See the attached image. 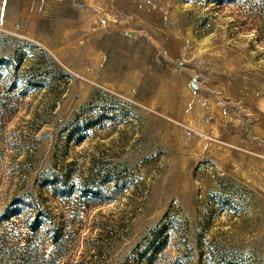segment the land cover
<instances>
[{"label":"rangeland","instance_id":"obj_1","mask_svg":"<svg viewBox=\"0 0 264 264\" xmlns=\"http://www.w3.org/2000/svg\"><path fill=\"white\" fill-rule=\"evenodd\" d=\"M0 264H264V0H0Z\"/></svg>","mask_w":264,"mask_h":264},{"label":"water","instance_id":"obj_2","mask_svg":"<svg viewBox=\"0 0 264 264\" xmlns=\"http://www.w3.org/2000/svg\"><path fill=\"white\" fill-rule=\"evenodd\" d=\"M193 86H194V85H193ZM249 127H250V125H249ZM252 133H253L252 130H250V136H251V137H252V135H253Z\"/></svg>","mask_w":264,"mask_h":264}]
</instances>
